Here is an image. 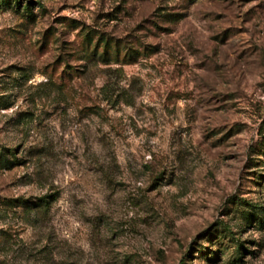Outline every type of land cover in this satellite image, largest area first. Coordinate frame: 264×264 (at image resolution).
<instances>
[{"label":"rangeland","instance_id":"374dc122","mask_svg":"<svg viewBox=\"0 0 264 264\" xmlns=\"http://www.w3.org/2000/svg\"><path fill=\"white\" fill-rule=\"evenodd\" d=\"M0 264H264V0H0Z\"/></svg>","mask_w":264,"mask_h":264},{"label":"trees","instance_id":"16d2710c","mask_svg":"<svg viewBox=\"0 0 264 264\" xmlns=\"http://www.w3.org/2000/svg\"><path fill=\"white\" fill-rule=\"evenodd\" d=\"M54 201H55V199L52 197H50V198L45 197V198L40 199L38 202L33 203L30 206L27 205L25 207L28 208L29 212H32V211L36 212V213L49 212Z\"/></svg>","mask_w":264,"mask_h":264}]
</instances>
